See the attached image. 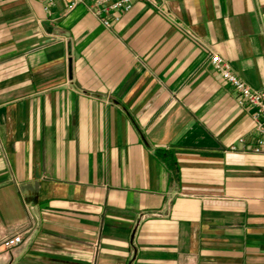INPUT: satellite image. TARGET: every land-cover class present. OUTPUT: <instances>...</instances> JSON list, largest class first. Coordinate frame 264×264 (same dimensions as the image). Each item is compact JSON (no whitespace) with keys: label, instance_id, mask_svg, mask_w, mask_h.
<instances>
[{"label":"crops","instance_id":"crops-1","mask_svg":"<svg viewBox=\"0 0 264 264\" xmlns=\"http://www.w3.org/2000/svg\"><path fill=\"white\" fill-rule=\"evenodd\" d=\"M55 1L0 0V264H264L252 110L210 62L264 91V0H140L111 28Z\"/></svg>","mask_w":264,"mask_h":264},{"label":"built area","instance_id":"built-area-1","mask_svg":"<svg viewBox=\"0 0 264 264\" xmlns=\"http://www.w3.org/2000/svg\"><path fill=\"white\" fill-rule=\"evenodd\" d=\"M137 1L140 0H93L92 4L89 6V11L98 18L106 28H111L113 23L119 22L122 15L129 12ZM78 3L79 0H73L69 5V10H73ZM55 4V0H44V11L47 15H52V9ZM55 34L56 37L63 36L62 29L58 28ZM210 62L213 69L235 89L238 95L239 106L245 110H252L256 139L254 142L248 143L246 138L243 137L239 140V144L242 146L243 150H250L255 154L264 156V91L253 88L236 75L230 63L219 54L212 53ZM237 149L238 147L236 145L232 147L233 151ZM21 243V236H15L5 241V245L9 248L18 246Z\"/></svg>","mask_w":264,"mask_h":264}]
</instances>
